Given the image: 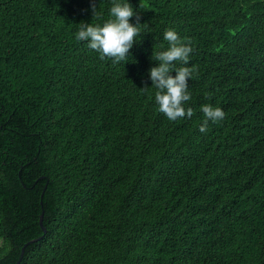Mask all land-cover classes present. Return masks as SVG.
Segmentation results:
<instances>
[{"label":"trees","instance_id":"obj_1","mask_svg":"<svg viewBox=\"0 0 264 264\" xmlns=\"http://www.w3.org/2000/svg\"><path fill=\"white\" fill-rule=\"evenodd\" d=\"M95 3L0 0V264L40 237L21 264H264V0H131L149 27L120 63L75 38ZM169 28L190 119L148 75Z\"/></svg>","mask_w":264,"mask_h":264},{"label":"clouds","instance_id":"obj_2","mask_svg":"<svg viewBox=\"0 0 264 264\" xmlns=\"http://www.w3.org/2000/svg\"><path fill=\"white\" fill-rule=\"evenodd\" d=\"M97 4L93 0L94 18L99 15ZM110 18L100 23L83 22L76 33V40L87 42V47L100 54L101 59L110 58L115 63L127 62L134 44L142 41V27H149L147 22L141 23V16L131 0H112L109 9ZM136 22H132V18ZM163 39L168 42L164 50L153 51L152 60L156 64L149 69L151 87L155 88V101L158 111L170 121L180 118H191L194 114L191 107H186L191 100L189 80L194 69L190 67V55L193 51L191 43L185 42L179 33L172 28L167 29ZM177 63L183 66L177 67ZM175 73V75H173ZM145 85L144 88H151ZM142 88V89H144ZM204 119L200 124V132H207L209 122L217 123L225 118L221 107L211 104L202 105Z\"/></svg>","mask_w":264,"mask_h":264},{"label":"water","instance_id":"obj_3","mask_svg":"<svg viewBox=\"0 0 264 264\" xmlns=\"http://www.w3.org/2000/svg\"><path fill=\"white\" fill-rule=\"evenodd\" d=\"M46 189H47V186H46L45 190H46ZM43 196H44V194L42 195V198H43ZM41 205L43 206V201L41 202ZM44 215H45V214H44V211H43L42 214H41V217H40V226H41V228H42L44 234H46V233H47V229H46V227L44 226ZM41 239H43V237H40V238H38V239H33V240L27 242V243L24 245V247L22 248V251H21V257H20L19 261L17 262V264H21V262H22V260H23V258H24V255H25L26 248H27L28 246H30L31 244H34V243L40 241Z\"/></svg>","mask_w":264,"mask_h":264}]
</instances>
